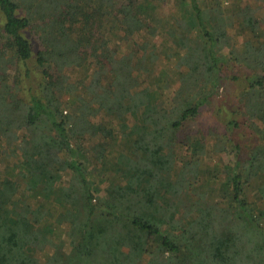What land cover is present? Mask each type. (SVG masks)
Returning a JSON list of instances; mask_svg holds the SVG:
<instances>
[{
  "label": "trees",
  "instance_id": "trees-1",
  "mask_svg": "<svg viewBox=\"0 0 264 264\" xmlns=\"http://www.w3.org/2000/svg\"><path fill=\"white\" fill-rule=\"evenodd\" d=\"M263 10L0 0V264H264Z\"/></svg>",
  "mask_w": 264,
  "mask_h": 264
},
{
  "label": "rangeland",
  "instance_id": "rangeland-1",
  "mask_svg": "<svg viewBox=\"0 0 264 264\" xmlns=\"http://www.w3.org/2000/svg\"><path fill=\"white\" fill-rule=\"evenodd\" d=\"M166 20H167V8L165 7V12H164V14H161ZM262 15H264V10L263 11H261L260 13H259V16H262ZM160 32H162L163 34L161 35L162 36V38H163V42H165V45H166V47H167V42H169V40H167V36H166V34H165V32L163 31V29H160ZM31 37H32V35H31ZM33 41V40H32ZM28 65H31V75H32V80H35V79H37V74L34 72V69L32 68V65H34V62H30ZM231 71H234V70H232L231 69ZM232 89H233V84L231 83V81H227L224 85H223V87H222V89L220 90V92H219V95H218V97L216 98V100H215V102H214V104H218V102L221 100V99H225L226 101V103L227 104H230V100L231 99H229L230 97H231V93H232ZM213 109H214V105H213V107H211V108H209L208 109V113L206 114L208 117H211V121L213 122V123H216L217 122V119L214 121L213 119H214V114L212 113V111H213ZM206 116V117H207ZM200 127H199V125L198 124H191L190 125V127H188V131L189 132H194V131H196V130H198ZM241 135V134H240ZM246 146H245V149H244V152H243V154H245V151L249 148V143H248V141L246 140V144H245ZM102 186L103 185H100L99 184V186L97 187V190L99 189V190H101V188H102Z\"/></svg>",
  "mask_w": 264,
  "mask_h": 264
}]
</instances>
